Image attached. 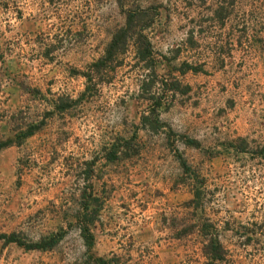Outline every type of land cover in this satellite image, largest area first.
<instances>
[{"label":"rangeland","instance_id":"374dc122","mask_svg":"<svg viewBox=\"0 0 264 264\" xmlns=\"http://www.w3.org/2000/svg\"><path fill=\"white\" fill-rule=\"evenodd\" d=\"M135 8L156 81L89 83ZM0 264H264V0H0Z\"/></svg>","mask_w":264,"mask_h":264},{"label":"trees","instance_id":"16d2710c","mask_svg":"<svg viewBox=\"0 0 264 264\" xmlns=\"http://www.w3.org/2000/svg\"><path fill=\"white\" fill-rule=\"evenodd\" d=\"M151 9H139L135 8L134 10H128L124 14V22L121 26L116 28L111 35L110 41L106 44L104 52L101 57H99L94 63L91 64L89 71L85 73L87 81L90 83L95 79L96 75L99 72L108 71L111 67L114 60H117L120 56L124 55L130 46L133 47L135 58L137 61L143 64L144 68L152 69V77L147 76L142 81V86L148 83L153 84L156 81L155 74V59L153 57L152 44L147 35L144 33V30L153 22L155 12H152V15L149 12ZM112 70V69H111ZM152 102L153 100H160V96L149 97ZM154 103V106L151 104L148 105V108L141 116V121L145 124H149V127L155 129L157 128L159 119L157 115L156 106L160 103ZM160 102V101H159ZM156 105V106H155ZM88 208L87 204L81 207V209ZM89 223L86 217H79L78 227L80 229L81 235L85 240L87 245L91 242V234L89 232ZM62 233H56V235L50 236L48 239L41 238L35 243H22L20 240L16 239L15 236H3L6 242H17L20 245H23L28 249H44L50 248L55 243L62 238ZM210 251L212 252V258L218 259L221 255V245L218 241L212 242L210 244Z\"/></svg>","mask_w":264,"mask_h":264}]
</instances>
